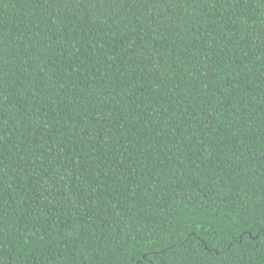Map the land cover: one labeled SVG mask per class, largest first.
Returning a JSON list of instances; mask_svg holds the SVG:
<instances>
[{
    "label": "trees",
    "instance_id": "trees-1",
    "mask_svg": "<svg viewBox=\"0 0 264 264\" xmlns=\"http://www.w3.org/2000/svg\"><path fill=\"white\" fill-rule=\"evenodd\" d=\"M0 264H264V0H0Z\"/></svg>",
    "mask_w": 264,
    "mask_h": 264
}]
</instances>
